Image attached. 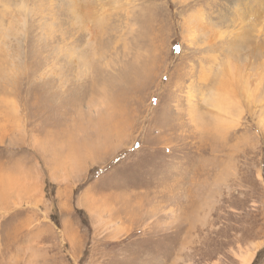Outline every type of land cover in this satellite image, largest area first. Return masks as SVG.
Masks as SVG:
<instances>
[{
  "label": "rangeland",
  "instance_id": "obj_1",
  "mask_svg": "<svg viewBox=\"0 0 264 264\" xmlns=\"http://www.w3.org/2000/svg\"><path fill=\"white\" fill-rule=\"evenodd\" d=\"M0 264H264V0H0Z\"/></svg>",
  "mask_w": 264,
  "mask_h": 264
},
{
  "label": "bare ground",
  "instance_id": "obj_2",
  "mask_svg": "<svg viewBox=\"0 0 264 264\" xmlns=\"http://www.w3.org/2000/svg\"><path fill=\"white\" fill-rule=\"evenodd\" d=\"M249 31V30H248ZM240 88V87H239ZM218 99H219V97H218ZM220 100L223 102V100L220 98ZM225 100V99H224ZM218 101V100H217ZM219 102V101H218ZM224 103V102H223ZM228 103V102H227ZM221 105V104H220ZM229 105V104H228ZM230 105H231V103H230ZM218 106V105H217ZM220 107V106H219ZM219 107H218V109H219ZM223 107H225V104L223 105ZM227 107V106H226ZM225 109V108H224ZM220 110V109H219ZM227 110V108L225 109V111ZM230 110V109H229ZM224 111V112H225ZM228 111V110H227ZM226 113V112H225ZM228 114V113H227ZM224 118V117H223ZM224 122H225V120H224Z\"/></svg>",
  "mask_w": 264,
  "mask_h": 264
}]
</instances>
